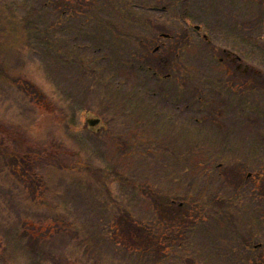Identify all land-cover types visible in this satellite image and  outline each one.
Here are the masks:
<instances>
[{"label": "rangeland", "instance_id": "rangeland-1", "mask_svg": "<svg viewBox=\"0 0 264 264\" xmlns=\"http://www.w3.org/2000/svg\"><path fill=\"white\" fill-rule=\"evenodd\" d=\"M105 1L116 8L108 12L112 16L109 26L114 28L111 35L103 28L74 22L73 16L77 18L85 10L91 14L100 0H60L63 9L51 14L43 12L46 0H0V244L9 247L10 241V252L0 257V264H130L127 257L151 247L148 240L133 242L134 230L121 222L104 225L108 214L103 211L104 224L98 225L92 211L96 203L90 195L99 191L89 183L83 171L86 168H116L140 187L135 194L156 187L171 197L180 217L167 216L161 210L158 217H169L166 229L178 237L179 242L171 245L177 247L183 263L203 264L208 252L217 257V249L223 257L218 256L215 264H264V227L255 224L258 218L264 220V120L260 115L264 113V64L257 60L264 48L245 50L236 38H245V32L236 28L238 22L246 37L251 36L252 44L262 36L259 43L264 46L263 25L257 23L261 2L216 0L222 10L218 18L215 0H190L187 8L184 3L179 6L180 2L173 6L176 0ZM158 1L168 7L167 13H148V7ZM186 10L191 24L203 25L210 44L190 26L186 30L180 18ZM133 14L147 24L132 28ZM119 15L124 16V22ZM28 22L39 31L46 27L52 30L49 35L37 34V30L28 35L22 27ZM66 28H72V34L63 33ZM162 34L173 39L165 42L159 38ZM187 34L191 45L184 49ZM121 35L128 40H120ZM43 36L53 48L31 46L30 41ZM139 38L145 45H139ZM163 44L166 46L155 56L154 50ZM83 46L91 49L84 51ZM180 49L185 50L187 59L176 67L172 61ZM224 50L240 55L244 51L242 65L250 70H238ZM138 53L139 60L147 61L142 63L161 78L183 73L191 89L200 88L203 100L197 106H202L203 112L199 113L190 100L185 116L174 111L172 91L180 81L173 79L174 85L162 79L148 81L135 69L119 68L121 62H130L131 55ZM73 67L78 71L71 70ZM251 70L260 73L256 79L249 75ZM20 78L33 83L42 98L37 101L27 89L16 86ZM216 80L220 83L215 93ZM136 93L141 95V106L131 108L128 102ZM239 103L246 104L242 108L247 113L258 116L241 121ZM87 112L102 117L109 129L100 135L88 132ZM155 113L161 114V120L155 119ZM231 113L234 122L238 120L236 124ZM167 117L179 122L177 127L189 123L193 131L198 129L195 120L204 123L207 130L214 122H224L226 125L214 127L218 135L227 136L215 132V141L221 139V146L199 138L187 140L185 130L173 133ZM110 187L111 193L104 198L110 212L115 213L120 194L130 189L120 182ZM196 195L198 198L193 197ZM210 197L218 200L215 203ZM131 199L127 194L123 199L127 207L122 208H134L141 217L153 209L147 200L142 199L140 206ZM182 202L184 207L179 208ZM215 214L219 221L213 229L207 225V232H203L211 237L198 240L205 224L202 220L210 222ZM23 230L30 234L24 245L28 251L16 256L13 235L19 237ZM181 230L186 233L183 237L178 235ZM123 249L127 257L121 254ZM159 251L155 249V253ZM137 262L148 264L153 258L144 255V260Z\"/></svg>", "mask_w": 264, "mask_h": 264}, {"label": "trees", "instance_id": "trees-1", "mask_svg": "<svg viewBox=\"0 0 264 264\" xmlns=\"http://www.w3.org/2000/svg\"><path fill=\"white\" fill-rule=\"evenodd\" d=\"M39 42H47V39L46 38H38ZM21 84L22 88H26L28 92H30L32 94V96L39 100L42 98L40 92L37 90V88L32 85L31 83L29 82H23L21 81ZM88 174L96 181V179L98 180H101V178L99 177V172H96V171H93V170H88ZM167 212H169V215L170 217H175L176 219H178L180 217V212L179 211H174L172 209H169ZM160 236H167V234L165 232L161 233ZM147 238H150L151 236L149 234L146 235ZM159 242H157V246H158V249L160 250L159 252H157L154 256V260L155 261H164V260H172V261H180V259L176 256H172V255H169L165 252L168 251V244L169 243H172L174 241V238L173 236H170V237H159L158 239ZM162 248V250H161ZM148 258H152L151 255L148 254Z\"/></svg>", "mask_w": 264, "mask_h": 264}, {"label": "water", "instance_id": "water-1", "mask_svg": "<svg viewBox=\"0 0 264 264\" xmlns=\"http://www.w3.org/2000/svg\"><path fill=\"white\" fill-rule=\"evenodd\" d=\"M87 124L91 129H94L101 124V120L96 117H91L88 119Z\"/></svg>", "mask_w": 264, "mask_h": 264}]
</instances>
